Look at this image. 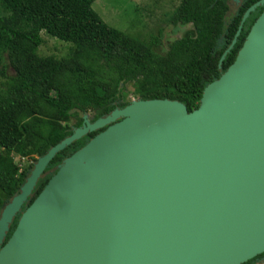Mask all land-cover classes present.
<instances>
[{
  "label": "water",
  "instance_id": "water-1",
  "mask_svg": "<svg viewBox=\"0 0 264 264\" xmlns=\"http://www.w3.org/2000/svg\"><path fill=\"white\" fill-rule=\"evenodd\" d=\"M263 5L244 11L218 68ZM86 118L3 205L0 264H244L264 252V9L197 109L135 99ZM103 128L20 212L55 155Z\"/></svg>",
  "mask_w": 264,
  "mask_h": 264
},
{
  "label": "trees",
  "instance_id": "trees-1",
  "mask_svg": "<svg viewBox=\"0 0 264 264\" xmlns=\"http://www.w3.org/2000/svg\"><path fill=\"white\" fill-rule=\"evenodd\" d=\"M94 1L0 0V211L19 192L36 159L71 135L72 127L83 122V114L91 112L95 120L115 107L123 108L130 97L176 100L188 112L197 109L205 86L233 63L264 9L263 5L249 14L218 68L242 14L258 0H242L235 11H231L232 0H178L166 22L191 29L163 53L157 50L162 29L147 40L121 32L93 11ZM42 31L70 44L68 53L60 58L39 56ZM95 134L55 155L21 211L63 159ZM15 156L29 160V165L21 169Z\"/></svg>",
  "mask_w": 264,
  "mask_h": 264
},
{
  "label": "rangeland",
  "instance_id": "rangeland-1",
  "mask_svg": "<svg viewBox=\"0 0 264 264\" xmlns=\"http://www.w3.org/2000/svg\"><path fill=\"white\" fill-rule=\"evenodd\" d=\"M178 3V0H95L91 7L108 26L131 36L147 40L162 29L157 50L163 53L172 41L191 29L187 25L174 26L166 22L167 15ZM40 36L43 42L37 51L39 56L60 58L68 53L70 44L51 38L43 31ZM9 72L12 74V71ZM91 114L86 113V117L89 118ZM14 162L21 169L30 163L18 156L14 157Z\"/></svg>",
  "mask_w": 264,
  "mask_h": 264
},
{
  "label": "flooded vegetation",
  "instance_id": "flooded-vegetation-1",
  "mask_svg": "<svg viewBox=\"0 0 264 264\" xmlns=\"http://www.w3.org/2000/svg\"><path fill=\"white\" fill-rule=\"evenodd\" d=\"M241 1L242 0H237V1H234V0H232L231 1V11H235L238 7L237 6H239L240 4H241ZM114 109H121V108H117V107H115ZM113 109V110H114ZM113 110H111L109 113H107V114H105V115H102V116H100V117H98V118H104V117H106L108 114H110ZM93 113L91 114V116L89 117V118H86L87 119V121L88 122H90V123H93L95 120H97V119H95V120H93ZM86 116V114H83V116H82V119L84 118ZM83 123V122H82ZM82 123L80 124V126L82 125ZM79 126V127H80ZM79 127H72V130L74 129V128H79ZM102 130H104V128L103 129H100V130H97V131H94V132H96V134L97 133H99L100 131H102ZM93 133V132H92ZM95 134V135H96ZM89 135V134H88ZM94 135V136H95ZM87 136V135H86ZM86 136H84V137H86ZM92 138V137H91ZM90 138V139H91ZM89 140V139H88ZM22 212V211H21ZM244 264H264V252L262 253V254H260V255H258V256H256L255 258H253V259H251V260H249V261H247L246 263H244Z\"/></svg>",
  "mask_w": 264,
  "mask_h": 264
}]
</instances>
